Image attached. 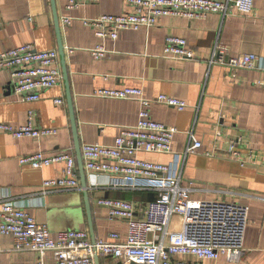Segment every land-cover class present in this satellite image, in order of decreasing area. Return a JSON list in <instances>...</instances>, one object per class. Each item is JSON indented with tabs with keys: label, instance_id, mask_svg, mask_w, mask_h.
<instances>
[{
	"label": "crops",
	"instance_id": "obj_1",
	"mask_svg": "<svg viewBox=\"0 0 264 264\" xmlns=\"http://www.w3.org/2000/svg\"><path fill=\"white\" fill-rule=\"evenodd\" d=\"M54 1L80 148L84 143L110 145L122 128L137 121V100L99 97L94 94L99 88L132 86L141 88L147 98L166 94L182 99L186 103L182 110L158 102L150 105L154 120L177 130L172 150L181 155L182 184L190 189L191 198L234 201L247 208L242 257L229 262L220 256L204 263L264 264V0H253L249 15L209 13L194 19L166 15L150 28L121 29L116 39L103 40L83 20L124 13L129 10L124 0H98L75 9H66V0ZM64 17L71 22L62 24ZM169 35L185 38L194 57L164 56ZM100 41L107 52L94 58L91 49ZM25 43L38 50L55 48L61 71L50 0H0V51ZM217 43L229 55L249 53L259 60L252 68L235 70L209 65ZM11 84L9 71L0 69V122L24 124L32 110L36 125L55 128L57 133L34 139L0 131V200H11L38 223L46 224L51 237L70 229L86 230L90 237L80 173L78 189H51L43 196L42 182L58 177L63 163L34 168L18 161L36 151L51 154L64 149H70L76 160L62 73L61 82L41 92L35 101L19 100ZM57 98L63 103H55ZM189 132L201 142L194 153L184 152L190 143ZM236 138L241 139L240 156L247 160L242 165L230 159L227 149L228 142ZM138 156L160 163L172 159L170 153L139 152ZM84 170L95 238L106 239L117 232L124 239L125 221L109 218L97 199L129 200L133 192L152 190L110 188L107 174ZM142 198V204L149 201ZM36 259L35 252L15 250L11 235L0 234V264H35ZM51 261L48 253L45 262ZM98 262L118 264L119 260L99 256Z\"/></svg>",
	"mask_w": 264,
	"mask_h": 264
},
{
	"label": "built area",
	"instance_id": "obj_2",
	"mask_svg": "<svg viewBox=\"0 0 264 264\" xmlns=\"http://www.w3.org/2000/svg\"><path fill=\"white\" fill-rule=\"evenodd\" d=\"M98 0H66V9L95 3ZM129 10L121 14H100L84 19L100 39H116L121 29L137 30L154 26L161 16H180L188 19L202 18L209 13L249 15L253 0H124ZM64 17L62 24H69ZM107 50L98 42L92 49L94 58H101ZM164 56L170 58L194 57L186 39L169 35L163 46ZM259 57L255 54L232 56L227 48L217 43L213 46L208 63L226 66L232 70L252 68ZM0 69H7L13 90L19 100L35 101L41 92L61 82L58 52L55 48L38 50L25 43L0 51ZM94 94L104 98L135 99L140 107L133 126L124 127L110 145L84 143L81 156L84 169L95 175L107 174L108 186L120 190L149 189L156 198L148 202L134 203L119 198H98L97 204L107 209L109 218L126 223V236L120 239L117 232L106 239L91 241L83 229L60 231L51 237L46 224L38 223L33 216L11 200H0V234L11 235L15 250H29L37 255L35 264H95L94 253L111 256L118 264H205L220 256L229 262L238 261L243 253V236L247 223V208L238 202L200 200L191 198L190 189L183 185L180 175L181 155L172 150L174 127H167L154 120L150 105L154 102L172 106L178 110L186 107L179 98L159 94L147 98L139 87L99 88ZM62 104L63 100H54ZM0 131L15 138L39 139L57 133L55 128L36 125L34 112L28 111L26 123L13 125L0 122ZM190 143L185 153H194L201 142L189 132ZM240 138L228 142L230 159L241 165ZM139 152L170 153L167 163L152 162L138 156ZM19 163L42 168L61 162L63 167L56 178L42 182L40 193L49 190L78 189L79 176L75 156L70 149L45 154L36 151L18 158ZM52 261L45 262L46 255ZM188 257L192 259H187Z\"/></svg>",
	"mask_w": 264,
	"mask_h": 264
},
{
	"label": "water",
	"instance_id": "obj_3",
	"mask_svg": "<svg viewBox=\"0 0 264 264\" xmlns=\"http://www.w3.org/2000/svg\"><path fill=\"white\" fill-rule=\"evenodd\" d=\"M50 2H51L52 14H53V22H54L56 36H57L58 51H59V56H60L61 66H62V69H61L62 80L64 81V84L66 86V101H67V107L69 110L71 129L73 133L74 148H75V154H76V160H77V166H78L77 168H78V172L80 173V184L82 186V191L84 194V204H85L87 223H88L89 232H90V239L92 242H94L95 235H94L93 228H92L93 227L92 214H91L90 202L88 198V192L86 190L85 170H84L82 156H81L80 142L77 137V128H76V121L74 117L73 104H72V99H71V95H70L69 87H68V78H67V72H66L65 63H64L63 46H62L61 37H60L59 19H58V15H57L56 8H55V1L50 0ZM12 88H13V85H12ZM93 257H94L95 264H99L96 253H94ZM130 264H134V263H130Z\"/></svg>",
	"mask_w": 264,
	"mask_h": 264
},
{
	"label": "trees",
	"instance_id": "obj_4",
	"mask_svg": "<svg viewBox=\"0 0 264 264\" xmlns=\"http://www.w3.org/2000/svg\"><path fill=\"white\" fill-rule=\"evenodd\" d=\"M144 192V191H143ZM133 194L135 196L131 197V199H129L131 202H134V203H140V201L143 199L142 197H144V199L146 200H152V199H155L156 198V192H152V191H148L147 193H142L141 192H133ZM136 195H142V196H139V197H136ZM144 195V196H143ZM127 199V198H126Z\"/></svg>",
	"mask_w": 264,
	"mask_h": 264
}]
</instances>
